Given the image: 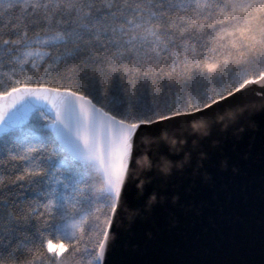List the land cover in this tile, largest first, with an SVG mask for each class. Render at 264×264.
I'll return each instance as SVG.
<instances>
[{
	"label": "snow or ice",
	"instance_id": "snow-or-ice-1",
	"mask_svg": "<svg viewBox=\"0 0 264 264\" xmlns=\"http://www.w3.org/2000/svg\"><path fill=\"white\" fill-rule=\"evenodd\" d=\"M250 85L264 92V0H0V264H112L141 133ZM254 149L208 153L194 181L239 176ZM183 203L165 180L144 220Z\"/></svg>",
	"mask_w": 264,
	"mask_h": 264
},
{
	"label": "water",
	"instance_id": "water-1",
	"mask_svg": "<svg viewBox=\"0 0 264 264\" xmlns=\"http://www.w3.org/2000/svg\"><path fill=\"white\" fill-rule=\"evenodd\" d=\"M219 104L206 119H181L141 133L129 163L128 196L122 198L125 223L112 264L264 262V165L259 159L264 92L260 85L246 86ZM253 142V158L243 163L239 176L213 168L214 183L202 181L207 170L194 181L198 170L206 169L208 153L218 161L224 156L237 160ZM165 180L181 189L183 207H157L145 221L142 210ZM153 230L156 235L148 242L145 233Z\"/></svg>",
	"mask_w": 264,
	"mask_h": 264
},
{
	"label": "bare ground",
	"instance_id": "bare-ground-1",
	"mask_svg": "<svg viewBox=\"0 0 264 264\" xmlns=\"http://www.w3.org/2000/svg\"><path fill=\"white\" fill-rule=\"evenodd\" d=\"M53 244H54L55 249H57V250L60 249V244L59 243H53Z\"/></svg>",
	"mask_w": 264,
	"mask_h": 264
},
{
	"label": "trees",
	"instance_id": "trees-1",
	"mask_svg": "<svg viewBox=\"0 0 264 264\" xmlns=\"http://www.w3.org/2000/svg\"><path fill=\"white\" fill-rule=\"evenodd\" d=\"M53 243H58L55 239H53Z\"/></svg>",
	"mask_w": 264,
	"mask_h": 264
},
{
	"label": "rangeland",
	"instance_id": "rangeland-1",
	"mask_svg": "<svg viewBox=\"0 0 264 264\" xmlns=\"http://www.w3.org/2000/svg\"><path fill=\"white\" fill-rule=\"evenodd\" d=\"M53 247H54V245H53ZM54 249H55V247H54Z\"/></svg>",
	"mask_w": 264,
	"mask_h": 264
}]
</instances>
